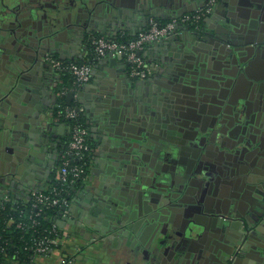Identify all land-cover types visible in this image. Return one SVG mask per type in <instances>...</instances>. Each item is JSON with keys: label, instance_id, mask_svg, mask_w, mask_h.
<instances>
[{"label": "crops", "instance_id": "0c3cea01", "mask_svg": "<svg viewBox=\"0 0 264 264\" xmlns=\"http://www.w3.org/2000/svg\"><path fill=\"white\" fill-rule=\"evenodd\" d=\"M230 1L219 0L212 16H227ZM198 2L183 1L192 10L200 6ZM145 19L143 15L135 16L119 27L108 23V29L100 27L96 32L115 35L124 30L132 35L144 26ZM209 19L200 27L212 24ZM164 41L165 44L162 40L150 42L141 52L149 69L142 80L130 78L120 59L93 60L91 78L80 94L93 146L86 179L75 193L69 217L62 220L59 246L48 255H35V264H63L69 258L72 262L68 264H189L178 258L168 259L160 245L162 234L170 235L168 242L173 235L179 242L185 241L192 222L197 223L193 217L206 223L204 235L215 249L213 258L208 256L204 264H264V154L257 157L253 167L246 164L241 174L232 178L233 184L227 183V177H219L217 181L193 173L195 180L187 197L190 195L197 203H180L181 199L171 196L143 195L139 174H134L120 149L103 131L107 107L101 91L107 83L118 84L123 90L120 100L133 99L136 107L144 108L149 95L160 96L153 91L166 79V56L175 47L173 40ZM80 45L73 49L67 43L61 56L72 61L87 59L86 43ZM35 66L26 72L27 77L19 85L17 79L13 84V80L7 83L8 76L0 70V201L3 195H8L10 200L25 202L31 191L47 188L64 143L63 136L67 135L64 122L53 116L57 74L52 68L47 69L48 64L43 68ZM249 66L248 77L241 78V89L247 88L250 80L264 79V56L253 59ZM125 79L132 83L133 91L128 92ZM237 93L240 99V92ZM54 136L56 139L51 140ZM223 142L228 145L232 139L227 135ZM196 193H201L199 198L194 197ZM229 257L231 261H226Z\"/></svg>", "mask_w": 264, "mask_h": 264}, {"label": "water", "instance_id": "95a60500", "mask_svg": "<svg viewBox=\"0 0 264 264\" xmlns=\"http://www.w3.org/2000/svg\"><path fill=\"white\" fill-rule=\"evenodd\" d=\"M114 1L117 4L106 18L115 27L135 16H173L192 10L182 8L184 0ZM227 8L228 14L223 18L213 14L208 17L212 24L198 30L184 29L165 39L173 40L175 46L174 52L166 56L168 75L153 91L159 97L154 99L147 93L150 97L144 108L136 107L133 99L121 101L123 90L118 84L107 83L102 87L101 99L107 107L103 131L120 149L127 165L139 174L147 198L160 195L185 201L195 180L193 176L189 179L191 173L184 163L185 156L194 163L209 159L211 166L227 177V183L233 184L232 178L241 174L243 167H253L257 157L264 154V79L250 80L244 89L239 86L241 78L248 77L250 62L264 56V0H231ZM87 15L84 22L97 21L95 10L91 9ZM61 18L55 20L56 24ZM67 18L69 22L74 19L73 25L78 22L76 13ZM95 29L83 27L79 39L74 26L62 29L52 22L33 25L16 22L11 29L0 32V70L8 76L7 83L13 80V84L17 79L19 85L27 77L26 72L36 68L35 64L42 68L48 64L47 69H51L49 58L55 55L64 58L61 55L63 48L67 50V43L73 49L79 48L86 34ZM125 83L128 92L133 91L132 83L126 79ZM84 86L77 94L80 105ZM237 91L240 99L236 97ZM65 100L71 105L73 92H68ZM227 135L232 139L230 146L223 142ZM46 139L49 140V134ZM171 163L175 166H169ZM167 169L173 170V174H168ZM178 183L181 185L177 190ZM199 194L194 197L199 198ZM191 219L197 223L192 222L185 241L179 242L173 235L168 242L170 235L162 234L160 246L168 259L204 264L215 249L204 235L206 223ZM62 223L58 221L59 225ZM226 261H231L230 257Z\"/></svg>", "mask_w": 264, "mask_h": 264}, {"label": "built area", "instance_id": "2783aa9c", "mask_svg": "<svg viewBox=\"0 0 264 264\" xmlns=\"http://www.w3.org/2000/svg\"><path fill=\"white\" fill-rule=\"evenodd\" d=\"M216 0H206L202 6L177 15H169L166 18L148 16L144 26L132 35L119 31L115 35L97 34L91 35L86 43L88 59L72 61L59 57H51L48 62L57 74L55 94L57 100L73 92L72 103L74 105H62L57 103V109L53 112L56 120L65 124L69 138L58 151L57 162L53 178L47 188L33 190L29 193L31 206L34 208V216H39L45 210H55L46 218L51 221L49 227H44L36 235H31L25 244L24 250H28L36 256L48 255L59 246L61 240V228L59 220L69 217L72 201L81 183L86 179L90 154L93 151L89 128L79 120L84 114V108L77 103V94L82 86L89 82L92 75V64L95 58L111 57L120 59L130 78L142 80L149 74L145 58L141 55L145 46L150 42L168 39L180 33L184 29L198 30L200 22L210 16L215 9ZM66 74L68 83H63L61 75ZM57 102V101H56ZM71 103V104H72ZM78 107V109H76ZM16 203L10 200L8 195H3L0 207L4 202ZM25 201V202H27ZM22 202V203H25ZM9 219L8 223H11ZM35 224L32 219L31 224ZM16 228H24L22 222L16 223ZM1 237V236H0ZM12 244L13 253L7 250L8 240H2L0 244V264H19V249ZM68 264L72 259L63 260L61 263ZM30 264H35L31 262Z\"/></svg>", "mask_w": 264, "mask_h": 264}, {"label": "flooded vegetation", "instance_id": "af4514ba", "mask_svg": "<svg viewBox=\"0 0 264 264\" xmlns=\"http://www.w3.org/2000/svg\"><path fill=\"white\" fill-rule=\"evenodd\" d=\"M218 1L219 0H216L215 8L218 4ZM205 2L206 0H199L198 3L200 6H202L203 4H205ZM126 3L129 2L127 1ZM116 4L117 2H115L114 0H0V32L11 29L16 22H20L22 23V25L25 24L27 25L30 22L32 25L38 22L41 23L44 22L45 24H50L52 22V24H54L56 27H62V29H67V27H71V26L76 27L79 31L78 38L80 39L82 38L81 30L83 27H90V28L96 27L97 29L98 26H101L103 29H106L108 23L113 25V22L111 20L110 21L107 20L106 16L107 13L111 11V8ZM181 6H183L182 7L183 9L191 8V6L185 5V3H182ZM91 9L95 10L97 21L92 20L91 22H87V21L84 22V19L88 16L87 14L90 12ZM74 13L78 15L77 21L79 22L80 20V23L76 21L78 23V24L76 23V25H73L74 24L73 18L70 20V22L69 19L67 18V15L71 14L72 16V14ZM213 13L214 12H212V14ZM54 17H57L56 18L57 20L53 19ZM61 17H63V19ZM208 17L209 16L202 19L200 24H202L203 21ZM58 18H61V20L59 21L58 24H56L55 20L58 21ZM96 29L95 31H92L89 34H86V37L84 39L85 43H87V40L91 35L100 34L99 32H96L97 31ZM22 33L23 31H20V34ZM54 57L57 56L55 55ZM231 144L232 142H230L226 146H230ZM184 158H185L184 163L188 171L191 173L189 179L191 178L193 173L195 174L199 173L205 175L206 177H213V179L217 181L219 177L221 178L224 177L223 174H221V172H218L216 169H214L215 167L211 166L212 164L209 163L210 162L209 159L202 160L199 163L198 162L194 163L187 156H185ZM169 166H175V163L174 164L171 163L169 164ZM132 170L135 174L134 168H132ZM166 172L168 174H173V170L171 169H167ZM179 185H181V183H178L175 186L177 190L179 189ZM189 196L188 197L185 196V202L186 201L195 202V200L194 199L192 200L191 197ZM157 197L161 198L160 195H157ZM162 198H167V197L163 196Z\"/></svg>", "mask_w": 264, "mask_h": 264}, {"label": "trees", "instance_id": "16d2710c", "mask_svg": "<svg viewBox=\"0 0 264 264\" xmlns=\"http://www.w3.org/2000/svg\"><path fill=\"white\" fill-rule=\"evenodd\" d=\"M88 58L89 56L87 55V59ZM61 79H63V83H68V77L66 74H62ZM57 103H60L64 106H69L65 100V96L58 99L56 104ZM56 104L53 108L54 112L57 109ZM71 105H74V103ZM79 120L85 123L83 114L79 116ZM68 138L69 135L67 132V135L63 136V142L66 143ZM54 212L55 210H45L44 212H41L39 216H34V208L31 206V201H27L25 203L17 201L15 204L10 201L4 202L0 207V244L2 240H8L9 245L6 247L8 252H11L12 244H10V242L14 243L19 249V264H30L33 262V257L35 255H33V253L28 250H24V246L29 241V237L32 234L36 235L40 229L49 227L51 225V221L46 217L49 215L51 216ZM9 219H12L11 223H8ZM32 219L35 220V224H31ZM18 222H22L24 228H16L15 225ZM9 254L12 255L13 253L11 252Z\"/></svg>", "mask_w": 264, "mask_h": 264}]
</instances>
